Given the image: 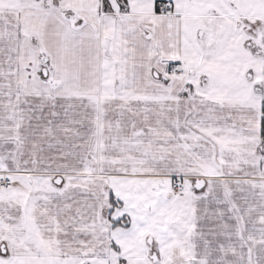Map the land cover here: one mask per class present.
<instances>
[{
	"label": "snow or ice",
	"instance_id": "snow-or-ice-1",
	"mask_svg": "<svg viewBox=\"0 0 264 264\" xmlns=\"http://www.w3.org/2000/svg\"><path fill=\"white\" fill-rule=\"evenodd\" d=\"M0 264H264V0H0Z\"/></svg>",
	"mask_w": 264,
	"mask_h": 264
}]
</instances>
